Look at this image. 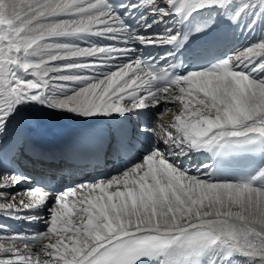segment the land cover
Masks as SVG:
<instances>
[{
	"label": "snow or ice",
	"instance_id": "obj_1",
	"mask_svg": "<svg viewBox=\"0 0 264 264\" xmlns=\"http://www.w3.org/2000/svg\"><path fill=\"white\" fill-rule=\"evenodd\" d=\"M33 111L119 120L87 151L124 167L33 180ZM0 264H264V0H0Z\"/></svg>",
	"mask_w": 264,
	"mask_h": 264
},
{
	"label": "bare ground",
	"instance_id": "obj_2",
	"mask_svg": "<svg viewBox=\"0 0 264 264\" xmlns=\"http://www.w3.org/2000/svg\"><path fill=\"white\" fill-rule=\"evenodd\" d=\"M154 111L155 110H152V112ZM174 113L175 111H171V112L164 114L161 120L160 119L158 120V123L166 125L168 121L172 120ZM30 117H31L30 122L36 125L37 128L42 133L51 132L52 130H58V129L67 127L68 124L74 120L83 121L82 119L77 118L71 114H66V113L52 114L47 111H43V112L33 111L32 113H30ZM160 145H162V142L160 143ZM25 186H28V185H25ZM36 226L39 229H41V227H44L45 225L41 222L39 224H36Z\"/></svg>",
	"mask_w": 264,
	"mask_h": 264
},
{
	"label": "rangeland",
	"instance_id": "obj_3",
	"mask_svg": "<svg viewBox=\"0 0 264 264\" xmlns=\"http://www.w3.org/2000/svg\"><path fill=\"white\" fill-rule=\"evenodd\" d=\"M162 107V106H161ZM168 107H170V108H172V111H176V107H175V105H169ZM171 112V111H170ZM161 117H163V116H161ZM161 117H159V118H157L155 115L153 116V120L156 118V119H160ZM157 122V121H156ZM170 121H168L167 122V124L169 123ZM161 124V123H160ZM166 124V125H167Z\"/></svg>",
	"mask_w": 264,
	"mask_h": 264
}]
</instances>
